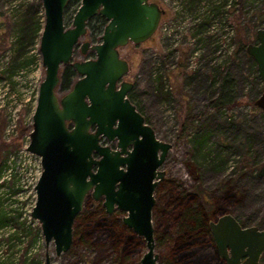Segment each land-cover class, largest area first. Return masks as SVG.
Segmentation results:
<instances>
[{
  "label": "water",
  "instance_id": "95a60500",
  "mask_svg": "<svg viewBox=\"0 0 264 264\" xmlns=\"http://www.w3.org/2000/svg\"><path fill=\"white\" fill-rule=\"evenodd\" d=\"M70 27L63 15L68 0H41L44 24L38 52L45 76L39 85L27 151L41 160L42 173L35 186L31 216L40 223L46 246L55 256L72 242V224L84 199L101 200L103 211L125 214L121 223L141 238L145 252L139 264H156L153 253L151 210L153 189L163 176L159 168L170 145L157 140L153 130L128 101L132 84L122 80L128 71L118 49L152 38L163 11L148 0H78ZM105 21L98 41H85L87 22ZM245 54L264 82V29ZM92 60L72 61L75 46ZM70 66L75 75L68 92L58 97L59 71ZM264 113V92L253 102ZM101 140L115 142V150ZM213 246L223 264H258L264 250V229L243 226L223 213L208 222ZM50 256L45 255V263Z\"/></svg>",
  "mask_w": 264,
  "mask_h": 264
},
{
  "label": "rangeland",
  "instance_id": "374dc122",
  "mask_svg": "<svg viewBox=\"0 0 264 264\" xmlns=\"http://www.w3.org/2000/svg\"><path fill=\"white\" fill-rule=\"evenodd\" d=\"M148 1L157 4L163 11L157 30L148 41L139 45L128 44L119 48L118 53L120 59L128 65V71L122 78L123 81L132 84V88L127 95L139 110L146 124L153 130L155 138L170 145V150L159 168L160 171H164L165 176L156 185V191L153 192L154 202H157V204L170 202L171 192H195L200 190L209 202L206 206L210 212V220L221 215L220 211L224 208L229 209L230 203L235 199L232 212L225 213L231 214L243 226H255L257 224L256 226L259 229H264V173H261L264 166V113L253 106L255 99L264 92V82L257 78L255 69L251 73L244 52L247 44L255 42V31L264 29V5L257 4L255 11H250V15V12L246 10V8H249L248 4H245L244 0H234L237 6L233 7L231 5L229 9L226 8L225 21L232 30V49L226 64L219 66L218 72L221 73L220 76L226 74L232 80L234 83L233 91L230 92L229 97L236 102L237 108H242L240 114L234 107L231 108L229 114L235 120H229L230 122H228L226 120L229 115L224 116L225 120L222 115H219L220 113L218 114L211 108H206L212 95L209 90H204V87L207 86L205 81L211 79L210 69L203 64L209 54L208 45L206 43L204 45L207 48L203 54L205 58L196 73L193 74L192 65L190 66L188 62L189 52L190 50L193 51V47L190 46V43L188 45L187 42L193 37V27L189 28L191 32L185 30L182 36L184 40L177 47L176 58L171 59L170 56L166 55L167 45L172 37L171 34H177L182 25L186 27L192 24V19L199 20L201 14L198 13L196 16L187 15L184 18L178 0ZM39 2L41 0H0V99L5 105H12L14 101L19 103L20 101L24 102L26 99L32 100L35 91L45 76L38 52L39 41L28 49L27 56L34 57L31 66L26 69H18L12 75L6 72L17 54L16 26L22 12L28 6L35 5V3L39 4ZM23 4L24 8L21 10L20 6ZM77 5L78 2H75L67 8L63 20L65 28L70 27L71 17ZM32 8L35 9L36 7ZM41 14L44 17L43 8L40 7L36 17L41 18ZM178 23H180L179 26ZM213 31L204 34L207 42L210 38L213 42L212 36L214 34L211 35ZM85 41L96 44L98 39L92 41L86 32L85 36L79 40L78 45ZM78 45L74 48L72 61L92 60L93 54L89 51L84 55H80ZM157 64L163 66L162 70L168 78V94L170 97L166 93L158 91L157 86L149 76L150 70ZM217 73L212 74V76L217 75ZM190 78H194L193 83H191ZM6 85H8L7 90H5ZM61 95L59 94L58 97ZM187 111L194 114L203 113V116L197 122L194 130L179 137L180 120ZM24 114H26V111L22 113L23 116ZM243 115L246 116V120H243ZM5 123V112H2L0 114V169L5 155L21 146L30 128L20 121L17 138L12 143L6 144L1 138ZM202 127L211 130L208 136L209 141L215 142L221 138L223 141L226 140L227 144L232 145L239 154H243L242 168L240 164L237 165L236 171H233L231 164L230 168L221 171H207L204 167H200L197 171L198 177L192 176L185 163L193 164L190 141L195 131ZM232 127L236 129L233 130ZM246 138L253 140L251 153L254 158L257 157V166L254 170H252V164L250 163L252 160H246ZM102 145L109 148L114 147L113 144H104V142ZM239 160H241L240 157ZM226 178H232L233 188L237 194L234 197V193H232L233 198L231 195L223 199V195L220 194L221 192L217 186ZM13 186L12 182L7 183L6 188L8 190L0 192V213L5 212V216L8 217L7 222L0 225V264H44L46 253L50 256V264H115V250L110 243L112 242L111 239L107 244L100 247L95 244L92 247L70 245L66 252L55 256L53 243L50 242L46 246L44 238L42 239L39 235V231H41L40 224H36L33 231L26 229L29 224L20 219L22 211H19L17 209L18 205H15L17 198L14 197ZM100 201V199L98 201L90 199L93 206L100 204ZM85 203L87 204L86 200L83 202L82 209ZM92 205L91 208H93ZM124 214L120 210L112 213L115 219L112 237L117 235L123 239L128 238L130 230L121 223V217ZM164 218L153 206L151 226L153 253L157 256L156 264H165L166 257L171 250L172 235H170L169 230L174 222L172 223L171 220ZM135 237L137 236L135 235ZM137 239L139 242L137 246H131L129 254L124 255V264H139V259L145 252V247L142 239L139 237ZM97 240L96 243H100V240ZM34 241L35 245L31 246ZM204 246V240L195 245L200 254L197 264L210 259V254L206 253L210 250L205 251ZM206 262L207 264H213L212 261ZM258 264H264V250Z\"/></svg>",
  "mask_w": 264,
  "mask_h": 264
},
{
  "label": "trees",
  "instance_id": "16d2710c",
  "mask_svg": "<svg viewBox=\"0 0 264 264\" xmlns=\"http://www.w3.org/2000/svg\"><path fill=\"white\" fill-rule=\"evenodd\" d=\"M227 1L229 0H222V3L224 4ZM230 1L233 2L234 0ZM244 1L245 4H248L249 8H246V10L249 12L255 11V6L257 4L261 3L264 5V0ZM75 2H78L79 5L78 0H68L64 10V15L67 8ZM32 7L36 8L33 9ZM40 7L42 8L41 2H39V4L35 3V5L28 6L27 9L22 12V16L17 23V54L10 66L6 69V72L10 75L14 74L18 69L28 68L34 62V57H28L27 54L28 49L38 43L41 30L43 28V15L41 14V18L36 17ZM20 8L22 10L24 8V4L21 5ZM221 8L222 6L220 4H214L213 0H182L181 9L188 16H196L198 13L201 14L198 24L194 27V29H192V34L193 36L198 37V42L200 41L199 43H201V46L204 48L205 52L207 48H205L204 45L205 43H209L205 41L206 39L204 36V32L206 31L207 27H209L211 23H213V21L219 16L221 19L219 22L225 20L221 12ZM250 14L251 12L249 15ZM104 25L105 21L99 16H95L87 22L86 32L92 41L98 39ZM228 57L220 65H211L207 57L203 64L210 69L209 73L211 78L209 81H205L207 86L204 87V90L207 89L212 94L210 96V101L206 105V108H211L218 114L220 113L219 115H222L223 117L229 115L227 120L225 117L224 118L226 121L230 122L229 120H235L229 114L231 112V108L234 107L237 109L236 102L233 100V98L229 97L230 92L233 91L232 89L234 83L228 78V75L224 74L220 76L221 73L218 72L219 66L226 64ZM245 57L249 62L250 71L253 73V70L255 69L254 63L246 54ZM197 70L195 72L192 71L193 74L196 73ZM152 72L153 69L150 70L149 76L157 86V90L162 93H166L169 96V90L165 89L164 83L161 82L159 70H154V76L152 75ZM216 73L217 75L212 76V74ZM253 75L254 78H256L255 74ZM74 76V72L70 66H64L61 68L59 71V89L61 91L67 90L74 79ZM190 79L192 80L191 83H193L194 78ZM127 99L137 110L136 106L133 104V101L128 95ZM137 112L140 114L139 110H137ZM202 116L203 113L194 114L189 111L185 112L179 124V137L187 135L190 133V131L194 130L197 122L200 121ZM246 119V116L243 115V120ZM232 128L233 130L236 129L234 127ZM210 133V129L202 127L199 128V130H196L191 137L190 147L193 164L185 163V165L195 178L198 177L197 171L200 167H204V169L207 171H221L222 169L230 168L231 164L233 171H236L237 165L240 164L242 168V159H244L242 158L243 154H239L236 149L232 147V145L227 144L226 140L223 141L221 138L215 142L209 141L208 136ZM245 141H247L246 160H252L250 163L252 164V170H254L257 166V157L254 158L251 153L253 140L246 138ZM239 157L241 160H239ZM4 161L5 159H3L1 165L0 176L3 171ZM261 173H264V166L261 169ZM217 188L221 192L220 194L223 195V199L225 197L227 198V196H231L232 193H234V197L237 194L233 188L232 178L224 179L218 184ZM85 200L87 204L85 203L84 208L77 214L72 224L71 245L92 247L95 244L98 245L97 247H100L103 244H107V242L111 239L112 242L110 243L115 250V264H124L123 258L124 255L129 254V248L131 246H137L139 243L137 237H135V234L131 231H129V236L127 239H123L121 236L117 235L112 237L111 235L115 226L114 216L112 214H105L101 204H96L93 206L90 203L89 196H86L84 201ZM234 200H232L230 203L231 206H229V209L224 208L222 211H220V214L232 212V208L235 206V204H233ZM208 204L209 202L206 199V196L200 190H196L195 192H171L170 202L165 204H157V202L154 203V208L156 211L158 210V213L161 214L163 218L165 215L166 219L171 220L172 223L174 222L171 229L169 230L170 235H172V242L170 248L171 250L167 256L168 258L166 257L165 264H197L198 259H200V254L195 245L203 240L205 241L204 250H210L206 252L210 254V259L206 261H212L213 264H222L221 259H219L216 254L209 235L207 223L211 218L208 207L206 206ZM91 205L93 208H91ZM7 219L8 217L5 216V212L0 213V225H3L5 222H7ZM122 227L125 228L123 225ZM97 239L100 240V243H96L98 241ZM206 261L202 262L201 264H207Z\"/></svg>",
  "mask_w": 264,
  "mask_h": 264
},
{
  "label": "built area",
  "instance_id": "2783aa9c",
  "mask_svg": "<svg viewBox=\"0 0 264 264\" xmlns=\"http://www.w3.org/2000/svg\"><path fill=\"white\" fill-rule=\"evenodd\" d=\"M179 4V7L181 9L182 0L177 1ZM214 4H220L222 6L221 12L226 20L227 15V9L233 5V7L237 6V3L235 1L231 2L230 0L226 3H222V0H213ZM227 8V9H226ZM182 16L185 18L187 16L186 13H184L181 10ZM223 18V17H222ZM220 16L217 17L213 23L209 27H207L204 34H207L208 31H213L212 36L213 42L210 38L209 43H206L209 47V54L206 56L208 57V60L211 65H220L230 54L232 49V42H231V36H232V30L230 25L226 24L225 20H222L219 22ZM192 24H189V26L180 27V31L175 34H171L170 43L167 45V54L171 57V59L176 58L177 54V47L180 45V43L183 42V34L186 31H189V28L194 29V27L198 24V19H192ZM180 23H178V26ZM193 31V30H192ZM177 32V31H175ZM191 32V31H189ZM175 34V35H174ZM216 36V38H215ZM206 39V38H205ZM168 40V39H167ZM169 41V40H168ZM207 42V40H205ZM200 42V41H199ZM198 42V37L193 36L192 39H190L187 44L193 47V51L190 50L189 52V59L188 62L190 63V66L192 65V70L196 71L201 63L204 61V48L201 46V43ZM195 57V59H194ZM194 59V60H193ZM162 65L159 64L154 65L152 67L153 72L152 75H155L154 70L158 69L160 72V79L161 82L164 83L165 89L169 90V81L168 78L165 76ZM8 89V85H6L5 90ZM38 90L35 91V95L32 97V100L26 99L23 101H20L19 103H16V101L13 102L12 105H5L2 99H0V114L2 112H5L6 117V123L2 131V141L6 144L12 143L15 138H17L19 134V122H23V124L26 127H30L27 135L24 138V142L21 144V146L18 149L11 150L5 155V161L3 163V171L0 176V192L7 191L8 188H6L7 183H11L13 186V192L15 193L14 197L17 198L15 201L18 205V210L22 211V215L20 217L21 220L25 221L26 224H29V227L26 229L33 231L35 230V225L39 224V222L31 216L32 210L36 203V190L35 186L39 180V177L42 173V166H41V160L38 156L30 153L27 151V147L29 145V134L32 130V117L36 108L37 104V97H38ZM239 113L242 111V108L235 109ZM26 111V114L24 116L22 113ZM19 125V126H18ZM7 212V210H5ZM40 237L43 239L42 232L39 231ZM35 245L32 244L31 246ZM34 249V248H33Z\"/></svg>",
  "mask_w": 264,
  "mask_h": 264
},
{
  "label": "flooded vegetation",
  "instance_id": "af4514ba",
  "mask_svg": "<svg viewBox=\"0 0 264 264\" xmlns=\"http://www.w3.org/2000/svg\"><path fill=\"white\" fill-rule=\"evenodd\" d=\"M69 66V65H68ZM63 68V67H62ZM75 76H74V79L72 80V82H71V84H70V86H69V88L67 89V90H63V91H61L60 89H59V91L61 92L60 94H65L66 92H68L69 90H70V88H71V85H72V83L75 81ZM58 85H59V83H58ZM59 88V87H58ZM136 110V109H135ZM137 111V110H136ZM142 116V115H141ZM144 119V118H143ZM144 123H145V121H144ZM146 124V123H145ZM104 142V144L106 143V141L105 140H101V144ZM110 144H113L114 145V147L113 148H110V149H112V150H115V148H116V146H115V142H113V143H110ZM164 176H165V173H164ZM164 176H163V178L159 181V182H161L163 179H164ZM159 182H157V184L159 183ZM156 184V185H157ZM156 185H155V187H154V189H153V192H154V190H155V188H156ZM155 203V202H154ZM100 204H101V202H100ZM153 206H154V204H153ZM114 211H116V210H114ZM113 211V212H114ZM119 211V210H118ZM220 216V215H219ZM218 217V216H217ZM216 217V218H217ZM216 218L215 219H213V220H208V222L209 221H215L216 220ZM207 225H208V223H207ZM208 230H209V228H208ZM209 235H210V231H209ZM210 238H211V235H210ZM212 240V239H211ZM212 244H213V242H212ZM215 249V248H214ZM216 251V250H215ZM217 254V253H216ZM218 256V255H217ZM219 258V257H218ZM219 259H221V258H219ZM221 261H222V264H223V260L221 259Z\"/></svg>",
  "mask_w": 264,
  "mask_h": 264
}]
</instances>
